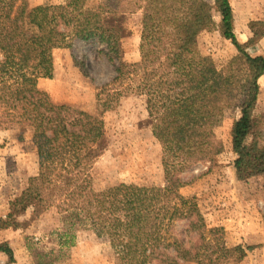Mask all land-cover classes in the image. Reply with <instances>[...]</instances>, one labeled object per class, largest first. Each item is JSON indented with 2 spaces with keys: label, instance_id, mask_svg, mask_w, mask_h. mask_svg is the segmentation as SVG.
Returning <instances> with one entry per match:
<instances>
[{
  "label": "trees",
  "instance_id": "trees-1",
  "mask_svg": "<svg viewBox=\"0 0 264 264\" xmlns=\"http://www.w3.org/2000/svg\"><path fill=\"white\" fill-rule=\"evenodd\" d=\"M212 1L98 0L89 8L87 0L34 7L0 0V127L30 137L38 166L9 202L3 227L16 228L15 219L29 209L37 216L54 208L61 224L54 232L58 248L72 247L77 233L88 230L109 240L115 264H238L261 247H229L222 227H207L196 198L180 193L187 185L183 173L211 165L223 152L215 129L227 110L238 111L230 129L236 177H261L264 187L263 122L254 116L264 58L245 51L252 39L237 41L229 0ZM213 8L220 35L238 53L220 70L197 46L198 35L215 27ZM137 13L139 60L126 63L121 34L126 17ZM75 41L95 45L113 73L95 88L91 112L55 104L37 86L53 77V52L72 51ZM71 59L89 77L84 58ZM129 95L144 100L164 184L97 191L92 169L108 144L103 116ZM0 253L15 263L7 243H0Z\"/></svg>",
  "mask_w": 264,
  "mask_h": 264
},
{
  "label": "rangeland",
  "instance_id": "rangeland-1",
  "mask_svg": "<svg viewBox=\"0 0 264 264\" xmlns=\"http://www.w3.org/2000/svg\"><path fill=\"white\" fill-rule=\"evenodd\" d=\"M30 7L58 5L65 0H25ZM210 5L212 0H205ZM98 0H87L94 8ZM233 13V32L252 57L264 58V0H229ZM215 27L197 37L198 51L222 69L237 56L234 46L218 29L220 17L213 8ZM140 14L126 17V30L121 34V49L126 63L139 60ZM93 44L75 41L72 51L53 52L52 79H39L37 86L55 104H65L87 112L94 110L96 87L107 83L113 73L107 63L96 56ZM72 52V53H71ZM71 54L85 60L89 77H83L73 66ZM244 72V68H243ZM258 94L254 116L262 120L264 137V74L257 80ZM237 110H227L215 129L223 144V152L215 162L199 163L182 174L186 186L180 189L185 197L194 196L207 227H222L225 242L236 245H261L248 253L238 264H264V187L261 177L240 180L233 168L230 129ZM107 148L92 169L93 188L105 190L118 184L162 186L161 149L152 137L144 100L136 95L118 98L116 107L103 116ZM37 155L28 135L19 136L13 129L0 127V243L13 251V264H115L116 249L107 238H97L88 230L79 231L74 245L58 248L54 232L61 228L59 216L49 208L34 216L29 209L15 219L17 227H3L8 204L20 195L27 179L37 172ZM0 264L7 258L0 253ZM193 264V263H185Z\"/></svg>",
  "mask_w": 264,
  "mask_h": 264
}]
</instances>
